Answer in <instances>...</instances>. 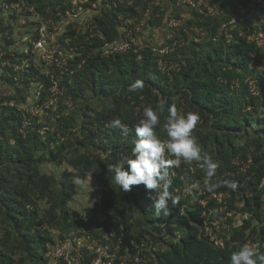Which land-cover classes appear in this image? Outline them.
Listing matches in <instances>:
<instances>
[{"label": "trees", "instance_id": "1", "mask_svg": "<svg viewBox=\"0 0 264 264\" xmlns=\"http://www.w3.org/2000/svg\"><path fill=\"white\" fill-rule=\"evenodd\" d=\"M247 1L214 0L218 13L188 11L182 22L180 11L167 14L164 0H101L92 32L73 31L68 41L59 36L60 48L43 60L29 27L66 11L72 0H0V82L9 87L0 96V264H49L57 241L84 233L103 238L111 228L124 240L123 264H228L245 243L264 252V45L248 37L264 32V18L252 15L221 29L234 5ZM148 6L151 14L143 18ZM119 15L131 26L144 19L139 35L151 46L146 28H168L170 36L158 46L169 49L142 46L102 56L103 42L124 36ZM171 16L180 19L176 26H168ZM138 79L143 90L129 92ZM159 102L165 111L157 135L166 139L168 105L199 113L193 134L219 164L212 182L234 181L236 191L207 192L198 165L182 163L169 169L170 191L180 202L171 215L158 217L144 185L125 193L113 183L108 166L127 168L134 126L146 106ZM114 118L127 134L111 126ZM45 163L65 168L56 176L42 171ZM89 175L100 192L92 208L103 218L97 228L90 219L83 225L68 206L77 193L73 176ZM186 182L199 189L186 194ZM221 193L217 202L213 194ZM131 240L148 248L144 260H134Z\"/></svg>", "mask_w": 264, "mask_h": 264}, {"label": "clouds", "instance_id": "2", "mask_svg": "<svg viewBox=\"0 0 264 264\" xmlns=\"http://www.w3.org/2000/svg\"><path fill=\"white\" fill-rule=\"evenodd\" d=\"M164 4L177 6L172 0H164ZM148 7L151 8V14L152 7ZM184 8L187 11H193ZM172 13L174 12L167 14L172 15ZM150 14L145 18H149ZM144 24L145 20L142 26ZM143 88L144 82L138 79L131 84L128 91L135 92L143 90ZM164 111V102H159L155 108L151 105L146 106L143 109L142 118L134 126L132 156L126 159L127 168L122 165L108 166V172L114 173L113 183L119 187L121 192L131 191L132 186L144 185L148 190V199L152 201L155 215L167 217L171 215L172 208L180 202V198L170 191L173 181L169 169L178 168L182 163L191 165L194 162L206 176L203 181L204 190L212 193L216 189L224 187L236 191L238 185L234 181L217 179L212 182V178L217 175L219 164L213 160L207 150L201 147L197 137L193 134L200 121L199 113L181 112L178 111L175 104L168 105V116L163 124L166 139L162 140L157 135L156 128L160 124V115ZM111 126L118 127L127 134V126L119 118H114L111 121ZM194 189H199V185L186 182L184 188L186 194L191 195ZM228 264H264V252L255 245L245 243L238 250L230 253Z\"/></svg>", "mask_w": 264, "mask_h": 264}, {"label": "built area", "instance_id": "3", "mask_svg": "<svg viewBox=\"0 0 264 264\" xmlns=\"http://www.w3.org/2000/svg\"><path fill=\"white\" fill-rule=\"evenodd\" d=\"M133 0H129L132 3ZM142 2L147 0H141ZM177 6L186 7L190 10L197 12L198 14L214 15L218 13V7L214 3V0H172ZM101 7V0L86 1V0H72V5L66 11H58L56 16H50L39 19V24L35 29L29 30L36 31L38 38L32 41L33 50L37 52V55L47 60L50 53H53L60 48V42H57L59 36L64 35L65 41L69 40V34L74 31L77 34L91 33L94 29V15L98 14ZM28 11H32V8L26 7ZM150 7H147L142 11V17L145 18L150 14ZM254 15L256 18H264V0H249L247 2H238L234 5L230 16L221 24V29L227 25H232L245 17ZM135 17H138L137 15ZM119 20L124 22L122 32L123 37L116 38L111 41H105L99 46V51L102 56H108L110 53L124 52L127 50H137L142 46H149L155 51L164 52L169 49L168 45L163 46H151V44L145 43L142 36L139 35V31L142 30V24L144 19H141L139 23L134 26L130 25L129 18H123L119 15ZM179 20L174 16L169 19V26H176ZM136 32V33H135ZM248 37L255 40L256 43L264 45V32L260 31L256 35L249 34ZM57 38V39H56ZM52 41V42H51ZM172 48V47H171ZM160 68L164 71L165 63L159 62ZM54 85L53 89L58 91L56 86V79H52ZM251 90L253 92L254 86L251 84ZM264 178L262 179V183ZM217 199V202H221V194H213ZM225 202V201H224ZM232 212H227V215H231ZM222 220V218H220ZM220 219H215L212 224L218 225ZM224 219V217H223ZM212 238L213 235H211ZM114 240V242H113ZM111 241V242H108ZM218 239H214V243L217 244ZM131 244L135 246L136 252L134 254V260L145 259V252L148 248L143 243H136L131 240ZM124 245L122 236L115 237V230L110 229L109 233H105L103 238L95 237L89 233L81 235H74L66 237L57 241L52 248L51 261L49 264H58L61 261L63 264H116V260L119 259L120 264H123L128 258V253L120 255ZM90 256L89 260L84 261V256Z\"/></svg>", "mask_w": 264, "mask_h": 264}, {"label": "rangeland", "instance_id": "4", "mask_svg": "<svg viewBox=\"0 0 264 264\" xmlns=\"http://www.w3.org/2000/svg\"><path fill=\"white\" fill-rule=\"evenodd\" d=\"M187 17V14H185ZM182 16V22L186 19ZM181 22V23H182ZM169 29L161 26H151L146 28L143 32V35L148 39V41L154 43L155 45L160 44L166 40L167 35L169 34ZM170 36V34H169ZM264 49V47H263ZM264 60V59H263ZM33 85V84H32ZM31 85V86H32ZM9 92V87L0 82V96L7 94ZM65 168V164L56 165V164H46L42 166L43 172H53L58 176L60 172ZM70 174H72V169H69ZM73 180L77 185V193L74 195L72 200L69 202L70 210H76L79 212V217L81 223L86 224L85 220H92L95 225L93 228H97L98 222L103 218L100 215H95L93 213V205L99 198V187H97L96 182L94 181L92 175H89L86 179L82 180L73 176ZM79 181V183H77ZM137 218V215H136ZM92 223V224H93Z\"/></svg>", "mask_w": 264, "mask_h": 264}, {"label": "crops", "instance_id": "5", "mask_svg": "<svg viewBox=\"0 0 264 264\" xmlns=\"http://www.w3.org/2000/svg\"><path fill=\"white\" fill-rule=\"evenodd\" d=\"M167 8V13H170V12H173V10H177V11H180L181 15H183V17L185 18V14H188L187 10L183 7V8H178L177 6L175 5H171V4H164Z\"/></svg>", "mask_w": 264, "mask_h": 264}]
</instances>
